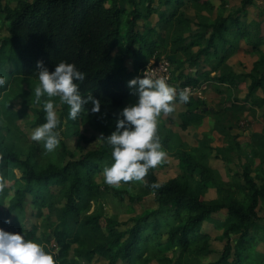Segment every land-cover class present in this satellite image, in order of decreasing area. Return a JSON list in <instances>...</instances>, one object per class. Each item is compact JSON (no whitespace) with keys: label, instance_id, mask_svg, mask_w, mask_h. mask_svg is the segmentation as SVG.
Here are the masks:
<instances>
[{"label":"trees","instance_id":"obj_1","mask_svg":"<svg viewBox=\"0 0 264 264\" xmlns=\"http://www.w3.org/2000/svg\"><path fill=\"white\" fill-rule=\"evenodd\" d=\"M1 1L0 26L7 35L0 38V76L6 81L0 88V103L11 92L25 93L22 111L35 103L34 89L39 83L37 61H42L49 71L61 60L74 63L85 73L82 82L76 81L81 95H92L101 102V108L93 113L91 103L85 105L77 119L65 122L67 135L78 134L80 121L90 118L100 133L109 135L115 129L116 114L135 100L127 82L142 75L149 60L158 59L161 54L182 67L183 61H175V56L182 53L195 68L188 75L182 76L180 72L178 89L195 88L207 80L238 89L237 75L227 64L237 46L227 35L246 39L255 30L246 20L247 8L255 0H241L240 6L226 16L219 14L213 22L195 31V41L190 43L182 37L190 30L183 6L191 2L212 10L209 0H16L14 6L9 5L10 0L4 4ZM175 25L177 28H173ZM256 27L255 32L261 31L263 24ZM196 42L203 43L192 53L190 49ZM127 58L131 59V68L126 65ZM244 77L250 80L246 98L252 105L263 106L264 54ZM170 84H174L172 76ZM259 88L262 97L257 96ZM51 99L55 105L60 102L58 97ZM61 104L59 129L64 128V117L69 116V106ZM183 104L185 109L179 115L181 129L200 124L211 112L215 115L214 128L227 142L225 148H216L217 153H242L236 136L230 133L237 119L235 113L211 110L201 97L193 95ZM243 108L244 105H237L235 110ZM3 114L11 122L19 118L17 112ZM36 114V124L46 121L43 107ZM157 134L164 150L179 158L180 172L159 182L155 168L149 169L139 192L130 199L141 200L153 194L155 206L122 223L116 216L104 214L101 197L107 186L96 179L103 167L112 162L111 148L105 141L101 140L100 148L60 165L40 163L38 146H30L26 157H20L18 146L0 132V181L12 179L15 186L13 199L0 213V228L24 232L26 238L43 247V243L50 242V234L55 251L44 249L53 254L56 264H80L81 260L90 263L96 255L105 259L106 264H207L202 258L211 251V237L202 227L205 222L215 221L213 214L224 210V245L209 264H264V252L257 248L264 235V222L258 213L264 201V129L250 133V155L260 159L257 167L252 169L250 164H244L228 182L208 163L215 148L207 139L190 147L164 123H158ZM59 145L65 154L62 139ZM153 183L160 187L153 189ZM211 187L217 197L207 200L204 196ZM237 194H243V199ZM24 201L36 207L37 216L43 215L41 209L46 208L48 214L42 220L53 215L54 226L50 222L28 223ZM41 227L46 230V237L37 234ZM72 244L73 256L69 257Z\"/></svg>","mask_w":264,"mask_h":264},{"label":"rangeland","instance_id":"obj_2","mask_svg":"<svg viewBox=\"0 0 264 264\" xmlns=\"http://www.w3.org/2000/svg\"><path fill=\"white\" fill-rule=\"evenodd\" d=\"M209 1L213 5L212 10H207L198 6H194L191 2L183 6L184 15L189 21L190 25V30L182 34V37L186 38V43L195 41L193 38V33L198 29H201L203 25H207L213 22V20L219 14H221L222 16H226L228 12L239 7L241 3V0ZM1 2L2 4H4L5 0H2ZM15 4L16 0L9 1L10 6H14ZM247 9L248 15L246 17V20L248 23L253 25V28L255 30H253V32L250 33L249 37L246 39L238 38L235 35L233 36L232 34L227 35L228 38L233 39L237 46L235 52L227 59V64L230 66L231 70L237 75H239L237 78V80L239 81L237 91H233V96H229L231 92L228 91L226 86L216 85L212 82L207 85L206 89L202 90V99L206 101L208 106L214 107V109H217L218 111L227 112L228 115L230 109L232 108L231 104H233L234 101H236L237 99L245 98V94L247 91L246 87L249 84V79L241 75L247 73L250 70L254 61H257L261 56V53L264 54V0H255L253 6H249ZM258 23H262L263 27L261 28V31L255 32L257 30L256 26ZM173 28H177V25H175ZM162 33L165 34L164 30H162ZM6 35L7 32L5 28L0 26V38L5 37ZM254 41L261 42L255 45ZM202 43L203 42H196L195 44H193L190 49L191 52L196 53ZM158 59H166L169 62L172 61L171 59H168L167 55L163 54H161ZM175 59V61H183L184 63L182 67H178L177 63L171 62V76L172 81H174L173 86L176 87L178 94L181 90V88L178 89V83L180 79L178 75L180 74V72H182V76L191 74L194 68L189 65V63L187 62L189 60L182 53H178L177 56H175ZM202 59L203 58H201L200 61H203ZM126 65L131 68L132 64L130 58H127ZM214 85H216L220 89V93L216 92V90L213 88ZM21 86L27 89L24 84H22ZM28 91L29 90H27V96L30 95ZM211 91H214L215 95L213 97H208L207 94ZM24 94L25 93L21 94L18 92H11L8 94L5 100L2 101V104L0 103V132L5 135V138L8 141L18 146V152L20 157H26L30 146H38L40 150L37 155V159L38 161H40V163L52 162L55 164L63 165L69 159L79 158L81 155L87 153L88 151L100 148L101 139L99 138L101 133L97 130L95 122L92 121V118H90L89 120L85 119V121H80V123L78 124V134L67 135L65 133L67 124L65 125V122L70 120V117L65 116L64 128H58V130L60 131L61 139L65 144L66 153L63 154L61 152L60 145L55 149V151L47 152L43 147L42 141H33L30 138L32 130L38 125L35 122L37 116L36 111L42 107V104L37 103L36 99L34 98L35 103H31L27 109L22 111L21 105ZM175 103V111L169 115L162 114L159 118V123H164L174 132L179 133L183 137L187 138L189 142L197 143L198 140L203 137L204 132H201L197 137L196 135H194L195 130L190 127L186 130H182L179 127V115L181 111L184 110V106L182 103L178 102V98ZM248 106L249 104L247 103L245 109L249 112L241 111L237 112L236 115L238 116L237 122L241 124L240 126H244V129L251 131L253 126L255 125L254 123L260 122V117L264 110L263 108H257L252 111L251 108ZM55 108L59 118L60 112L62 110L61 102H59V104H56ZM4 111L17 112L19 114V118L14 122L8 121L3 114ZM241 132L243 134L244 131L241 130ZM206 139L213 138L211 137V135L209 136L208 134H206ZM244 147L245 145H243V148ZM178 159L179 158L176 156L173 157L167 155L165 162H162L161 164L155 167V174L159 182L166 181L168 178H171L180 172V165ZM223 163L225 165L221 164V162H218L217 165L220 166L221 169L223 165L225 169L226 167H229L230 171L226 169L221 170L222 174L220 173L224 181L228 182L231 180L232 175H234L235 173H239L240 167H237V163L231 162L229 164H226L225 161H223ZM102 170L96 175V179L102 185L107 186V188L103 191V196L101 197L103 201V211L105 215H114L119 221L125 223L129 222L130 217L142 214L145 211L151 209L153 206H155V202L153 201V194H149L141 200L130 199V196H135L139 192L141 186L140 181H129L127 183L121 182L118 186H112L104 182ZM15 171L18 175L19 171ZM3 182L6 186L0 192V213L4 212L5 209L8 207L10 201L14 197L15 190L14 181L12 179H4ZM52 189L54 192H56L55 187H52ZM237 197L239 199H243L244 196L243 194H237ZM60 204L61 201L56 203L57 206H59ZM23 205L25 207L24 215L26 216V220L28 223L41 224L46 222V224H48L50 222L51 226H54L53 215L49 220L47 218L42 220V218L48 214L46 208L41 209L43 215L37 216V209L36 207H33L30 202L24 201ZM258 213L260 220L264 222V201L261 202V205L258 207ZM213 217L215 218V221L205 222L202 227V230L209 232L211 237V251L209 254L206 255V257L202 258V261L207 264H209L211 261L215 260L219 256L225 241V237H223V230L221 227V224L225 219V214L224 212H217L213 214ZM37 234L40 237H46L47 235L46 230L42 227L38 229ZM47 237L50 239V242L43 243L45 245L44 248L46 247L45 249L55 251V243L51 235L49 234L47 235ZM74 246L75 244H72L69 249V257L73 256ZM257 248L264 252V235L262 241L258 243ZM106 263L107 261L105 259L98 256H95L91 263H86L82 260L80 261V264ZM119 264L128 263L124 261L120 262ZM148 264H156V262L152 261Z\"/></svg>","mask_w":264,"mask_h":264},{"label":"clouds","instance_id":"obj_3","mask_svg":"<svg viewBox=\"0 0 264 264\" xmlns=\"http://www.w3.org/2000/svg\"><path fill=\"white\" fill-rule=\"evenodd\" d=\"M37 69L39 83L34 89L35 99L37 103L42 102L46 121L32 130L30 138L42 141L44 149L53 152L60 144L61 133L57 128L60 121L55 102L51 98L58 97L60 102L68 105L69 117L73 120L85 111V105L89 103L91 112H99L101 102L92 95H81L76 81L82 82L85 73L74 63L61 60L54 70L49 71L42 61H37ZM5 83V78L0 76V88ZM127 83L135 100L116 114L115 129L107 136L101 133L99 138L111 148L112 162L103 167L102 175L104 182L112 186L121 182H143L149 169L165 162L167 152L157 134L159 118L175 111L177 95L179 103L190 100L189 89H181L177 94L176 87L169 84L164 76L153 78L144 72ZM5 186L0 181V191ZM151 187L156 189L160 184L153 183ZM0 264H56V260L40 243L26 238L24 232L13 233L0 228Z\"/></svg>","mask_w":264,"mask_h":264},{"label":"crops","instance_id":"obj_4","mask_svg":"<svg viewBox=\"0 0 264 264\" xmlns=\"http://www.w3.org/2000/svg\"><path fill=\"white\" fill-rule=\"evenodd\" d=\"M255 62V61H254ZM253 66V65H252ZM252 68V67H251ZM250 68V69H251ZM193 71H195V68L193 69ZM250 71V70H249ZM248 71V72H249ZM236 74V73H235ZM245 74V73H244ZM244 74H242L241 76H244ZM237 75V74H236ZM238 76L239 75H237V78H238ZM246 78V77H245ZM248 79V78H247ZM209 81V82H208ZM238 81V80H237ZM215 83L216 85H223V86H226L227 84H219V83H216V82H213V81H211V80H207V83L209 84V83ZM239 82V81H238ZM249 82H250V80H249ZM207 84V85H208ZM216 85H214L213 86V88L216 90V92H219L220 93V89L218 88H215V87H217ZM248 86V85H247ZM227 87V86H226ZM227 89H228V91H230L231 93L229 94V96H233V91H237V89H230V88H228L227 87ZM246 90H247V87H246ZM246 93H247V91H246ZM215 95V92L214 91H211L210 93H208L207 94V96L208 97H213ZM257 96L258 97H262L263 96V92H262V90L259 88L258 90H257ZM202 98V97H201ZM248 99L249 98H246V94H245V98H242V99H237L236 101H234V103L233 104H231L232 105V108L230 109V113L232 114V113H235V117L238 119V116L236 115V113L237 112H241V111H247V112H249L248 110H246L245 109V106H246V104L248 103L249 104V106L248 107H250L251 108V110L253 111L254 109H257V108H263V110H264V104H263V106H261V107H257V106H255V105H252V102H251V100L249 99V102H248ZM206 102V101H205ZM183 104V103H182ZM237 105H244V108L243 109H239V110H235L236 109V106ZM183 106H184V104H183ZM209 107V109H211V110H217V109H214V107H211V106H208ZM184 109H185V106H184ZM182 112V111H181ZM251 118V117H250ZM237 119H234V121H233V123H234V125H233V127L230 129V133L232 134V135H235L236 136V140L238 141V143H239V145H240V148H241V152L242 153H240V151L238 152V151H232V152H226V153H217V151H216V148H225L226 146H227V142H226V140H225V138L223 137V135L217 130V129H215L214 128V125H215V115L213 114V113H211V112H208L205 116H204V118H203V120H202V122L200 123V124H198V125H191V126H189L190 128H192V129H194L195 131H194V135H196L197 137H198V135L201 133V132H204V135H203V137L202 138H200L199 140H198V142L197 143H191V142H189L188 140H187V138H185V137H183L182 135H180L179 133V136H180V138L182 139V141L183 142H185L186 144H188L190 147H197L198 145H199V141L200 140H202V139H206V134H208L209 136L211 135V137L213 138V139H207L208 141H209V144H210V146L211 147H213V148H215V151L213 150V152H212V154L210 155V158H209V161H208V163H209V165L212 167V168H214V169H216L218 172H219V174L221 173L222 174V172H221V170H229L230 171V169H229V167H226V169H225V167H223L225 164L223 163V161H225L226 162V164L228 163H237V167H240L239 168V170L241 171V167L244 165V164H250V166H251V168L252 169H255L256 167H257V165L259 164V162H260V159L258 158V157H252L251 155H250V151H251V138H250V133L251 132H257V133H260V132H262L263 131V129H264V111L262 112V114H261V117H260V122L259 123H254V124H252V125H254L253 126V128H252V130L250 131V130H246V129H244L243 127L244 126H240L241 124H239V122H237ZM193 126H197V127H193ZM168 127V126H167ZM188 127V128H189ZM188 128H186V129H188ZM185 129V130H186ZM183 130V129H182ZM241 130H243L244 132H243V134H242V132H241ZM250 131V132H249ZM243 138V139H242ZM243 145H245V147L243 148ZM167 155L168 156H173V157H175L174 155H171V154H168L167 153ZM215 156H216V158H215ZM177 157V156H176ZM214 157V158H213ZM212 160H214V161H212ZM178 162H179V159H178ZM218 162H221V164H224L223 166H222V169L220 168V166H218L217 165V163ZM217 167H216V166ZM229 166V165H228ZM264 167V166H263ZM239 171V172H240ZM155 172V171H154ZM254 172H252V174H253ZM221 174H220V176H221ZM176 176V175H175ZM174 177V176H173ZM232 177H233V175H232ZM232 177H231V180H232ZM172 178V177H171ZM221 178H222V176H221ZM169 179V178H168ZM167 179V180H168ZM222 180L224 181V179L222 178ZM230 180V181H231ZM227 182V181H226ZM217 197V193H216V190H215V188H209L208 190H207V192L205 193V196H204V198L205 199H207V200H210V199H215ZM220 212H224V214H225V211L224 210H222V211H220ZM225 216H226V214H225ZM97 256V255H96ZM99 257V256H98ZM92 262V261H91ZM90 262V263H91Z\"/></svg>","mask_w":264,"mask_h":264},{"label":"built area","instance_id":"obj_5","mask_svg":"<svg viewBox=\"0 0 264 264\" xmlns=\"http://www.w3.org/2000/svg\"><path fill=\"white\" fill-rule=\"evenodd\" d=\"M147 72L153 76V78L164 76L167 77V81L171 83V65L166 59H155L154 57L149 60L146 66L141 70V73ZM207 82L201 83V85L192 88L184 87L190 90V95L202 97V90L206 89Z\"/></svg>","mask_w":264,"mask_h":264}]
</instances>
